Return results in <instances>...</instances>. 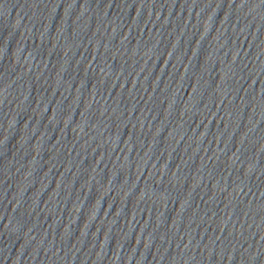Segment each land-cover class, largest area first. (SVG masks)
Instances as JSON below:
<instances>
[{
    "label": "water",
    "instance_id": "95a60500",
    "mask_svg": "<svg viewBox=\"0 0 264 264\" xmlns=\"http://www.w3.org/2000/svg\"><path fill=\"white\" fill-rule=\"evenodd\" d=\"M0 264H264V0H0Z\"/></svg>",
    "mask_w": 264,
    "mask_h": 264
}]
</instances>
